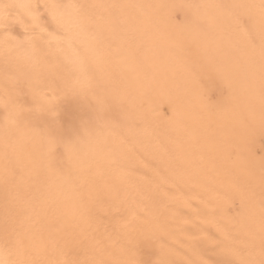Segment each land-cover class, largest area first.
Returning <instances> with one entry per match:
<instances>
[{
  "label": "snow or ice",
  "instance_id": "obj_1",
  "mask_svg": "<svg viewBox=\"0 0 264 264\" xmlns=\"http://www.w3.org/2000/svg\"><path fill=\"white\" fill-rule=\"evenodd\" d=\"M0 264H264V0H0Z\"/></svg>",
  "mask_w": 264,
  "mask_h": 264
},
{
  "label": "bare ground",
  "instance_id": "obj_2",
  "mask_svg": "<svg viewBox=\"0 0 264 264\" xmlns=\"http://www.w3.org/2000/svg\"><path fill=\"white\" fill-rule=\"evenodd\" d=\"M152 2H175V3H184V2H207V0H152ZM157 103L160 105L161 110L167 108L168 105V99L167 97H159L157 99ZM159 132L161 137L166 135L167 132V126L166 124L161 121ZM257 150H259V145H257ZM143 163H147V161H144Z\"/></svg>",
  "mask_w": 264,
  "mask_h": 264
}]
</instances>
